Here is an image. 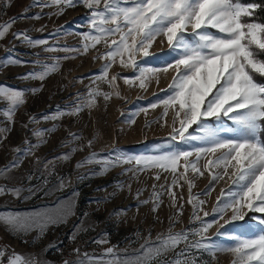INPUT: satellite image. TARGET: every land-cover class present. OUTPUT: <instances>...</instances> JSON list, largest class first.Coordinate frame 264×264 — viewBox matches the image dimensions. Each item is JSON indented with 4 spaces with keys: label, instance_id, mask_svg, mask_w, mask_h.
Wrapping results in <instances>:
<instances>
[{
    "label": "snow or ice",
    "instance_id": "obj_1",
    "mask_svg": "<svg viewBox=\"0 0 264 264\" xmlns=\"http://www.w3.org/2000/svg\"><path fill=\"white\" fill-rule=\"evenodd\" d=\"M82 4L88 9L90 31L82 33L85 43L82 45L84 52L95 48L97 44L104 41L108 50L101 55L106 62L101 66L97 79L106 82L109 87H116L115 82L120 78L119 74L108 79V70L120 57V65L132 67L139 72L135 80L139 81V87L145 89L152 75L159 71L157 69L141 68L135 59L137 54L143 57L149 56V47L154 42L155 37L163 34L166 37L171 51L179 50V58L174 63L167 64L162 71L167 72L174 67L176 75L172 83L168 86L169 94L161 103L165 109H173V127L175 134L172 139L179 135L182 142L190 139H199L207 147L196 149V161H190L191 152L180 151H160L155 155L123 156L117 155L114 159L106 162L99 173L103 174L109 167H116L120 164H131L135 161L136 167L124 169L125 172H138L148 169H157L154 179L159 180L160 171L171 172L174 176L171 185H161L171 197L172 206L176 207V194L173 187L178 180L183 179L189 185V190L193 186L188 179L189 170L195 175L201 176L203 172L198 167V160L205 153L215 154L219 150L220 155L210 159L204 168L211 175V183L205 189L206 194L210 190L212 183L223 177L217 176L212 170L218 166H223L227 175L228 168L232 169V185L239 190L232 193L231 188L221 190V197L217 198V204L213 209L215 216H222L223 210L231 208V220H243L245 213L249 212L264 214V139L260 133L264 132V18L257 19L258 12H264V4L256 2L245 3L243 0H32L24 12L8 21L0 23V39L5 38L15 22L22 18H27L28 9L36 6L40 8L55 6L57 12L48 15H60L64 8L74 7ZM5 7L7 4L4 5ZM32 19L42 18L41 13L31 17ZM111 25V26H108ZM191 28V34L187 29ZM209 29H215L213 33ZM43 31V28L37 29ZM60 29H54L50 35H59ZM119 34V39H112L108 43L107 38ZM14 40H21L31 47L43 46L44 52L79 51L77 48L63 49L54 48L48 44L46 39H33L28 35L27 30L12 33ZM8 53L4 58H0V68L8 66L24 65L26 62L17 59L7 49ZM127 57V59H125ZM71 57H52L53 63H44L42 71L24 73L23 79H39L43 81L50 73L58 70L60 60H67ZM39 64V61H33ZM80 81L84 77L77 78ZM126 84H133L134 81L125 78ZM93 84L96 83L94 80ZM40 89H15L7 85L0 84V101L6 102L7 107L0 109V114L7 119L8 123L14 124L13 119L17 110L25 104V91L35 93ZM103 95L108 101L112 93H102L98 88L88 87L87 93L75 94V100L68 106L69 110H61L59 106L54 113H44L39 116L31 115L27 123H23V128L31 132V136L36 138L35 142L28 139L23 140L24 147L14 146L11 151L14 153L11 161L0 167V180H7L9 173L21 166L22 158L34 156L35 151L47 142V134L54 132L57 125L51 128L30 129L29 126L37 124L39 121H58L65 115H78L84 109H91L95 106L96 97ZM119 97V91L115 92ZM152 104L151 107H155ZM167 114L166 111L164 113ZM228 118L235 127L224 128V118ZM208 118H215L218 127H209ZM176 120H179L180 127L176 128ZM193 125L203 133L200 137H193L188 133V129ZM147 126V125H146ZM11 127L0 128V143L7 139V133L11 132ZM221 131L234 133V138L225 139L221 136ZM66 140H79L78 133L69 132ZM89 140L83 147H91ZM76 148H71L68 152L60 154V159L68 160L71 153ZM115 152V149H112ZM97 153H90L83 160L78 161L76 168L83 167L98 157ZM55 159V158H54ZM184 161L181 164V161ZM34 163H43L47 167L48 161H41L36 157ZM183 168V172L179 169ZM33 173L27 174L28 186L23 184L10 187L7 183L0 184V196L5 194L13 196L15 199L28 200L37 194V189L32 185ZM183 187V185H180ZM60 187L64 184L61 180ZM129 185V189H130ZM118 190H122L123 185H117ZM101 190V189H97ZM40 191H44L40 189ZM138 189L136 196L141 193ZM27 195H23V193ZM199 195V194H197ZM228 196L225 199V196ZM161 193L155 190L150 200L152 202L151 211L155 213L160 205ZM111 196L104 198L110 199ZM181 199H183L181 197ZM104 200L93 201L102 203ZM150 200H143L141 204H148ZM193 206L192 218L200 220L198 216V201L191 191L187 201ZM223 204V209H221ZM139 206V205H138ZM182 205L177 208V214H182ZM124 213L126 208L113 210V213ZM75 215L73 203H60L58 200L54 205L45 206L42 210L33 209L29 212H0V225L7 231L21 239L22 243H29L25 237L29 233L35 232L32 244L36 240L43 238L49 228L66 224L68 218ZM87 216V213H84ZM207 217L208 213H204ZM257 219L260 225H264V219ZM174 221L170 220V229L166 233H160L155 240L151 239L149 231L144 243L132 253L126 250L117 252L116 246L107 247L97 256L96 254L81 253L79 247L72 249L70 255L75 259H63L61 264H199L193 250L199 252L212 253L230 252L236 259L233 264H264V227L261 228L257 238L238 239L234 247L219 248L211 239L204 236L211 223L201 220V227L197 229H185L180 232H172L171 227ZM81 229L79 225H73V232L68 236L70 243L75 242ZM139 233V230H137ZM221 233H217L220 235ZM106 235V233L104 234ZM190 237H200V239H190ZM93 243H107L99 238ZM63 242H50L43 249L47 254L49 251L61 252L60 244ZM183 244V248L179 245ZM10 246L0 245V264H52L51 261L42 260L36 254H22L14 250L9 251ZM171 254V255H170ZM107 257V259H105Z\"/></svg>",
    "mask_w": 264,
    "mask_h": 264
},
{
    "label": "rangeland",
    "instance_id": "obj_2",
    "mask_svg": "<svg viewBox=\"0 0 264 264\" xmlns=\"http://www.w3.org/2000/svg\"><path fill=\"white\" fill-rule=\"evenodd\" d=\"M32 3V0H0V23L8 21L12 17L18 16L24 12L25 8ZM7 4L5 7L4 5ZM57 12L55 6L36 7L28 9L27 18L19 19L11 27L5 38L0 39V58H4L8 53L7 49H13L11 55L25 61L24 65L8 66L0 68V84L7 85L15 89H40L32 93L25 91V104L15 113L14 124H9L7 119L0 114V128L11 127V132L7 133V139L0 143V167L9 163L14 155L11 148L14 146L24 147L23 140L27 136L32 142L36 138L31 136V132L23 128V123H27L31 115H41L44 113H54L57 107L61 110H69L68 106L75 100V94L85 95L88 87L98 88L102 93H112L111 98L105 101L103 95L97 96L95 106L91 109H84L78 115H65L58 121H39L37 124L29 126L30 129L51 128L53 124L57 127L54 132L47 134V142L35 151L34 156L22 158L21 166L9 173L7 180H0V184L7 183L10 187L23 184L26 188L29 184L27 174L33 173L31 184L37 189V194L28 200L15 199L13 196L5 194L0 196V212H20L25 213L33 209L42 210L45 206L54 205L58 200L60 203H73L75 215L68 218L66 224L58 227L49 228L46 235L49 238L37 249L39 241L31 243L35 232L32 235L27 249H21V239L11 234L0 225V237L7 243L12 244L15 252L22 254H37L38 258L45 259L43 249L50 242L55 241L62 234H72L73 225H79L81 229L87 228L88 231H80L78 236L85 232L89 235L107 240L110 238L117 244V252L127 251L132 253L138 249L149 231L151 239L155 240L160 233H166L170 229V220L174 221L171 227L172 232H180L185 229H197L201 227L200 221L206 220L211 223L204 236L211 239L219 248L234 247L238 239L257 238L261 228L256 215L250 216V219L231 220L232 209L223 210L222 216H215L213 209L217 204V198L221 197V190L231 188L232 193L239 189L232 185V169L228 168L227 175L223 166H218L212 171L223 177L212 183L210 190L205 192L211 183V175L204 168L210 159L220 155L217 153H205L198 160V167L203 175L198 176L190 170L186 174L192 181L193 186L189 190L188 183L180 179L173 187L176 194V207L172 206L171 197L168 192L161 188V185H171L174 176L171 172L160 171V179H154L157 169H148L133 175V172H125L124 169H133L136 167L135 161L131 164H120L116 167H109L103 174L99 173L110 158L114 159L117 155L136 156V155H155L160 151H180L185 150L192 153L189 156L190 161H196V149L207 147L199 139H190L182 142L179 135L173 140V109H165L162 100L166 99L168 86L172 83L173 77L177 74L174 67L169 68L167 72L162 69L169 63H174L179 58V50L171 51L167 39L163 34L155 37L154 42L149 47V56L143 57L137 54L135 59L139 62L141 68L157 69L145 89H141L139 81L135 77L139 75L137 70L132 67H123L120 65V57L108 70V79L113 75L119 74L120 78L115 82L116 87H109L106 82L97 79L101 66L106 62L101 58L108 48L104 41L97 44L95 48H89L84 52L82 45L85 43L81 34L90 31L88 9L78 4L74 7L64 8L60 15H51L49 13ZM41 13L42 18L32 19L31 17ZM111 26V25H108ZM43 28V31L37 29ZM27 30L29 36L33 39H46L48 44L54 48L63 49L77 48L79 51L65 52L53 51L44 52L43 46L31 47L21 40H14L12 33L21 30ZM54 29H60L59 35H50ZM215 33V29H209ZM191 28L187 33L191 34ZM112 39H119V34L107 38L108 43ZM69 56L67 60H60V67L57 71L50 73L43 81L39 79H23L24 73L40 72L44 63H53L52 57ZM127 59V57H125ZM33 61H39L34 64ZM79 77H84L80 81ZM125 78L134 81L133 84H126ZM96 81L93 84V81ZM119 91V97L115 92ZM155 104V107H151ZM6 102L0 101V109L6 108ZM166 111V115L164 114ZM147 125V126H146ZM209 127H218L215 119L208 122ZM175 127H180L179 120H176ZM235 125L224 118V128H232ZM69 132L78 133L79 140H66ZM188 133L193 137L203 135L195 125L188 129ZM221 136L225 139L234 138V133L221 131ZM91 140L92 146L83 147ZM71 148H76L71 153L68 160L60 159V154L68 152ZM112 149L116 151L113 152ZM90 153L99 154L90 163L83 167L76 168L78 161L89 156ZM40 157L41 161H48L47 167L43 163H34L35 158ZM55 158V159H54ZM181 164L184 163L182 160ZM183 172V168L179 169ZM61 180L64 187H60ZM123 185L122 190H118L117 185ZM129 185L131 186L129 189ZM155 190L161 193L160 205L155 213L151 211L152 202L150 200ZM180 185H183L181 187ZM43 189L44 191H40ZM101 189V190H97ZM141 189L137 197L136 192ZM189 191L198 201V216L200 220L192 218L193 206L187 201ZM199 194V195H197ZM27 195V193H23ZM111 196L110 199L104 198ZM181 197L183 199H181ZM225 199L228 198L226 195ZM104 200L102 203L93 201ZM143 200H150L148 204H141ZM139 205V206H138ZM182 207V214H177V208ZM223 209V204H221ZM126 208L127 211L116 214L113 210ZM84 213L88 215L85 216ZM204 213H208L205 217ZM242 213L248 214V209H242ZM261 214V213H257ZM246 216V215H245ZM260 218V217H259ZM139 230V233H137ZM221 233L217 235V233ZM106 233V235H104ZM26 238V237H25ZM43 239V238H41ZM190 239H200V237H190ZM184 245H179L183 248ZM199 264H233L236 257L230 252L212 253L199 252L193 250ZM171 255V254H170ZM107 259V257L105 258Z\"/></svg>",
    "mask_w": 264,
    "mask_h": 264
},
{
    "label": "built area",
    "instance_id": "obj_3",
    "mask_svg": "<svg viewBox=\"0 0 264 264\" xmlns=\"http://www.w3.org/2000/svg\"><path fill=\"white\" fill-rule=\"evenodd\" d=\"M70 234H62L60 236H58V238L55 239V241L57 243H59L60 241H62L63 243L60 244V248H61V252H57V251H49L47 254H45V259L48 261H51L52 264H61V261L63 259H75L74 255H70L72 249H75L77 247H79L80 252L81 253H89V254H96L97 256H99L104 249H106L107 247H112V246H116L115 250L117 251L118 246L117 244H115L114 240L107 238V243H93L92 241L95 240V237H92L89 235V232H85L80 236H77L75 242L70 243L68 240V236ZM31 237L32 235H28L25 239H27L29 242L31 241ZM34 239V237H32ZM49 237H43V239H38L36 240L37 242L39 241L37 245V249L38 250L44 242H46V239H48ZM29 243H22L21 245V249L23 251H25L27 249ZM0 245L3 246H10L9 247V251L14 250V247L12 246V244L5 242L1 237H0ZM15 251V250H14ZM36 254V253H35ZM37 255V254H36ZM38 257V256H37Z\"/></svg>",
    "mask_w": 264,
    "mask_h": 264
},
{
    "label": "trees",
    "instance_id": "obj_4",
    "mask_svg": "<svg viewBox=\"0 0 264 264\" xmlns=\"http://www.w3.org/2000/svg\"><path fill=\"white\" fill-rule=\"evenodd\" d=\"M243 2H245V3L256 2V3L264 4V0H243ZM261 18H264V12H258L257 19L259 20ZM214 119L215 118H208V122H212ZM260 135H261V138L264 139V132H261ZM252 215H256V216L260 217L261 219H264V214H257V213H254V214L248 213V214H246L245 219H250V216H252Z\"/></svg>",
    "mask_w": 264,
    "mask_h": 264
}]
</instances>
